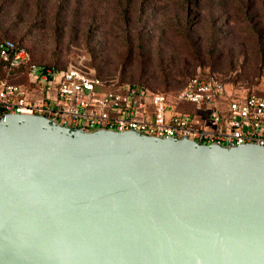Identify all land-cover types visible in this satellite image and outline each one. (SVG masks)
Wrapping results in <instances>:
<instances>
[{"label":"water","instance_id":"95a60500","mask_svg":"<svg viewBox=\"0 0 264 264\" xmlns=\"http://www.w3.org/2000/svg\"><path fill=\"white\" fill-rule=\"evenodd\" d=\"M0 264H264V147L3 116Z\"/></svg>","mask_w":264,"mask_h":264},{"label":"rangeland","instance_id":"374dc122","mask_svg":"<svg viewBox=\"0 0 264 264\" xmlns=\"http://www.w3.org/2000/svg\"><path fill=\"white\" fill-rule=\"evenodd\" d=\"M0 39L38 65L155 92L214 76L264 94V0H0Z\"/></svg>","mask_w":264,"mask_h":264},{"label":"built area","instance_id":"2783aa9c","mask_svg":"<svg viewBox=\"0 0 264 264\" xmlns=\"http://www.w3.org/2000/svg\"><path fill=\"white\" fill-rule=\"evenodd\" d=\"M15 80H23L16 83ZM38 115L85 132L135 131L199 145L264 147V94L230 92L214 76H193L172 92L99 78L82 63L53 69L0 40V118Z\"/></svg>","mask_w":264,"mask_h":264},{"label":"trees","instance_id":"16d2710c","mask_svg":"<svg viewBox=\"0 0 264 264\" xmlns=\"http://www.w3.org/2000/svg\"><path fill=\"white\" fill-rule=\"evenodd\" d=\"M0 40H3V39H0ZM30 58H31V57H30ZM31 60H32V59H31ZM32 62H33V61H32ZM51 68H52V67H51ZM53 69H55V68H53ZM97 77H99V76H97ZM201 77H204V76H201ZM99 78H100V77H99ZM187 80H188V79H187ZM187 80H186V81H187ZM186 81H185V82H186ZM183 85H184V84H183ZM180 88H181V87H180ZM180 88H178V89H180ZM178 89H177V90H178ZM175 91H176V90H175ZM164 92H165V91H164Z\"/></svg>","mask_w":264,"mask_h":264}]
</instances>
